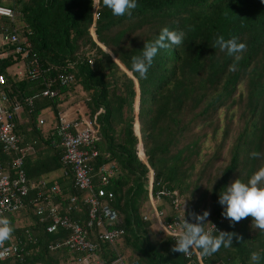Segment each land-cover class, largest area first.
Returning <instances> with one entry per match:
<instances>
[{"label": "trees", "instance_id": "trees-1", "mask_svg": "<svg viewBox=\"0 0 264 264\" xmlns=\"http://www.w3.org/2000/svg\"><path fill=\"white\" fill-rule=\"evenodd\" d=\"M94 3L96 8L92 0H0V6L16 12L14 21L0 18V35L16 29L31 44L28 59L11 53L0 59V91L9 97L8 105L25 106L24 117L15 124L27 178L62 170L61 149L52 143L54 138L44 139L39 126L45 110L52 109L56 116L68 110V120L78 129L93 132L100 153L92 165L116 167L108 190L115 195L113 208L121 218L119 228L125 231L121 245L125 260L191 264L182 253L171 250L175 243L169 236L157 239L152 234L142 212L152 197L166 202L165 221L183 214L195 222L189 213L202 215L207 210L205 229L216 224L221 231L235 233L229 247L221 245L210 256L200 255L197 264H252L251 252H257L258 264H264V230L252 227L250 216L230 222L221 215L218 203V192L226 185L235 179L247 181L264 167V0H137L131 14L123 16H113L102 0ZM165 27L183 32L182 41L159 49L141 77L131 70V57L140 55L144 43ZM221 36L225 40L236 36L245 49L229 56L226 49L214 46ZM12 50L13 46L2 45L0 56ZM21 62L24 71L35 70L38 64L41 75L13 76L9 69ZM67 77L73 81L64 86L61 79ZM47 89L55 97H45ZM30 101L32 106H26ZM234 109L238 111L230 115ZM222 111L228 120L222 141L202 162L206 140L199 133L215 138ZM232 125L236 133L229 162L217 166ZM6 160L9 157L0 146V164ZM58 185L64 190L61 198L82 195L73 177H62ZM186 192H191V203L185 210L181 199ZM34 194L30 192L24 209L26 215L31 211L32 224L14 230L15 215L8 216L12 232L24 241L29 234L38 238V246L25 248L26 264H60L67 251L59 244L68 234L46 232L38 207L30 204ZM170 198L177 200L180 213ZM60 204L64 215L81 218L66 211L67 202L61 199ZM51 245L56 250H50ZM112 250L107 261L116 257Z\"/></svg>", "mask_w": 264, "mask_h": 264}, {"label": "built area", "instance_id": "built-area-1", "mask_svg": "<svg viewBox=\"0 0 264 264\" xmlns=\"http://www.w3.org/2000/svg\"><path fill=\"white\" fill-rule=\"evenodd\" d=\"M0 18L14 21L16 12L11 8L0 6ZM0 38L2 45L13 46L12 52L1 54L0 59L8 58L10 53L28 59L31 44L27 38L20 37L16 29L6 30ZM35 70L28 68L24 72L19 71L18 76L37 78L42 72L38 64ZM1 75L2 70L0 69V85ZM72 81V77L61 79L64 86ZM44 96L53 98L55 94L47 89ZM9 103L7 94L0 91V146L2 153L9 157V160L0 164V218L14 216L26 209V199L30 192H36L38 197L32 198L30 204L38 207L37 213L44 221L43 223L47 224L45 230L48 234L59 231L68 234V238L59 245L63 246L73 257L72 264H139L136 261L128 262L119 253L118 248L123 242L125 231L119 228L121 218L113 208L115 195L108 190L110 178L115 173L116 167L113 164H106L96 169L92 165V162L99 157V151L94 144L93 132L89 128L78 129V125L71 120L58 124L52 130L51 136L54 138L52 143L62 151L60 157L62 177H73L75 187L83 195L79 198L65 194V198H61L64 190L58 184H51L44 179L29 180L27 178L25 160L20 155V138L15 124L17 119L24 117L25 106L15 102L8 105ZM26 106L31 107L32 102H28ZM43 124L45 121L40 120V125ZM61 199L67 202L65 209L68 213H84V220L64 215L60 204ZM170 199L174 210L180 213L177 200ZM151 200H153L152 197ZM164 216L163 211L156 212V217L159 219ZM183 218L184 215L179 214L170 221L162 222L164 234L169 236L174 243L175 238L182 231ZM144 219L148 220V217L144 216ZM9 227L11 228L9 236L0 244V261H9L10 264H26L23 258L25 248L29 245L38 246V238L29 234L26 236L27 241H24L12 232L10 221ZM205 230L213 235L217 234V230L221 231L216 224L208 226ZM102 246H109L111 250L113 248L116 257L111 261L103 258ZM50 250L54 251L56 247L51 245ZM183 256L191 264H197L200 261L197 249L190 250L187 255L183 254Z\"/></svg>", "mask_w": 264, "mask_h": 264}, {"label": "clouds", "instance_id": "clouds-1", "mask_svg": "<svg viewBox=\"0 0 264 264\" xmlns=\"http://www.w3.org/2000/svg\"><path fill=\"white\" fill-rule=\"evenodd\" d=\"M102 3L111 10L113 16L131 14V11L137 7V0H102ZM92 6L96 8L94 0H92ZM183 35V32L170 30L168 27L162 28L154 40L144 43L140 55L131 57V70L144 77L157 51L179 45ZM214 46H218L222 51L226 49L229 56L238 55L245 49V44L238 42L236 36L227 40L222 36L217 37ZM252 155L256 156L257 153ZM218 203L222 206L221 215L230 222H238L250 216L252 227L264 230V167L254 171L247 181L235 179L226 185L223 191L218 192ZM208 215L207 210L202 215L189 213L195 222H189L184 216L182 231L175 238V244L171 250L187 255L190 250L199 249L201 256H210L221 245L225 248L229 247L233 243L235 233L217 230V234L213 235L206 231L203 225ZM10 232L8 219L0 218V240L6 239ZM249 258L252 264H258L260 260L257 252H251Z\"/></svg>", "mask_w": 264, "mask_h": 264}, {"label": "rangeland", "instance_id": "rangeland-1", "mask_svg": "<svg viewBox=\"0 0 264 264\" xmlns=\"http://www.w3.org/2000/svg\"><path fill=\"white\" fill-rule=\"evenodd\" d=\"M0 42H1V38H0ZM20 61H22V59H20L19 62ZM20 64H23V63L21 62ZM19 69H21L20 66H14V68L12 69V75L13 76H15V75L17 76V74L19 72ZM21 72H24V69H22ZM2 82H3V78H2ZM237 111H238V109L231 110L230 111V115H232V113H235ZM68 113H69L68 110H66V111L62 112L60 114V116H56L55 113L52 111V109L51 110L50 109L45 110L43 112V115L48 118V123L46 124V126L44 128L45 129H52L53 128L52 123L53 122L56 123L58 120L67 121L68 117H69V115H67ZM225 116H226L225 115V111H222L221 112V116H220V118H221V130L218 132V134H217V136H215V138H210V135L205 133V132L199 133L206 140V142L203 143L202 148H201V156H200V158H201L202 162H205L207 157L212 155L216 151L219 143L222 141L223 132H224L226 126H227L226 123H228V120H227V118ZM236 120H237V118H236ZM235 133H236V127H235V125H232L231 137L228 140V144H227L226 150H224V152H223V158H222V160L219 162V164L217 166H225L229 162L228 150H229V147L231 146L232 140L235 137ZM198 168H199V166H197V169ZM213 174L214 173H212V175ZM196 178H197V176L192 177V179H196ZM190 181L191 180H189L188 183ZM190 199H191V192H186L183 195L182 199H181L182 205L184 206L183 208H185V210H186L187 204L189 202L191 203ZM207 203H208V201H207ZM145 208H146V210L143 213V216L148 217V219H149L148 222L151 223V228L153 229L151 231L152 234L154 232H156L157 239L164 238L163 236H165V234H164L163 230L161 229L162 227H160V225L155 222V219H156V212L158 210H162L163 211V210H167L168 209V206H167L166 202H164V201L158 202V201H155V200H152V201H149V202L146 201ZM20 213L23 214V218H20L21 220L27 218V217H25L26 211L21 210ZM207 223H208V221H207ZM159 233H160V235H159Z\"/></svg>", "mask_w": 264, "mask_h": 264}, {"label": "crops", "instance_id": "crops-1", "mask_svg": "<svg viewBox=\"0 0 264 264\" xmlns=\"http://www.w3.org/2000/svg\"><path fill=\"white\" fill-rule=\"evenodd\" d=\"M2 45V41L0 42V46ZM23 63V62H22ZM20 64V63H19ZM16 64L15 66H20L21 67V69H19V71H22V69L25 67L24 66V63L23 64ZM14 68V66L11 68V69H9V72L12 74V69ZM54 112V111H53ZM57 114V113H56ZM67 115H69V118H71V114H67ZM40 120H44L45 121V124H43V125H40L39 127H40V129H41V131H42V133H43V136H44V139L45 140H48V138H52V136H51V134H52V130L56 127V126H58V124L59 123H62V122H64L63 120L61 121V120H58L57 121V123H55V122H53L52 123V125H53V128L52 129H45L44 127L46 126V124L48 123V118L46 117V116H44L43 114L41 115V117H40ZM37 156L38 155H36V158H37ZM42 156H39L38 158H41ZM62 170H57V171H54V172H51V173H49V174H47V175H45V176H42L41 178H39V177H35V179H44V180H47V181H49L51 184H58V181H60L61 180V178H62ZM68 196V195H67ZM82 196L83 195H81V197H79V198H82ZM35 197H38L37 196V193L35 192V194H34V196H33V198H35ZM150 201H152L151 199H150ZM55 202V201H54ZM27 209V208H26ZM145 210H146V208H145V205L143 206V208H142V212L144 213L145 212ZM29 213H27V215L25 214V217H27L26 219H20V218H23V214L22 213H17L15 216H14V223H13V225H14V230H18V229H20V228H23V227H27V226H30L31 224H32V215H31V211L28 209L27 210ZM160 211H162V210H160ZM163 212H164V214H165V212H166V210H163ZM79 215H81V219L83 218V220H84V213H78ZM34 218V217H33ZM158 220V221H157ZM145 221H148V220H145ZM163 221H165V219L164 218H162V219H159L158 217H156V219H155V222L156 223H158L159 225H160V227H162V222ZM162 229V228H161ZM153 229L151 228V231H152ZM15 235L16 236H18L16 233H15ZM94 234H92V236H93ZM153 235L155 236V238H157V236H156V232H154L153 233ZM159 235H160V233H159ZM123 243V242H122ZM122 243L119 245V252L121 253V255H122V247L123 246H121L122 245ZM103 248H102V250H101V252H102V257L103 258H105L106 260H107V257H109V256H111V254H110V252H111V249H110V247L109 246H102ZM128 252H126V255H125V257H128ZM199 254V253H198ZM199 256H200V254H199ZM72 262H73V257L68 253V252H63L62 253V259H61V262H60V264H72Z\"/></svg>", "mask_w": 264, "mask_h": 264}, {"label": "bare ground", "instance_id": "bare-ground-1", "mask_svg": "<svg viewBox=\"0 0 264 264\" xmlns=\"http://www.w3.org/2000/svg\"><path fill=\"white\" fill-rule=\"evenodd\" d=\"M18 22V21H17ZM10 29V28H9ZM37 63V62H36ZM34 65H35V62H34ZM17 76H18V74H17ZM73 77V76H72ZM71 87V86H70ZM69 89V88H68ZM46 97V96H45ZM63 101V100H62ZM52 108V107H51ZM51 110V109H50ZM76 113V112H75ZM55 115H56V113H55ZM74 122V121H73ZM77 122V121H76ZM57 123V122H56ZM20 137V136H19ZM22 139V138H21ZM97 147V146H96ZM100 153V152H99ZM4 159V158H3ZM103 165V164H102ZM118 173V172H117ZM114 178V177H113ZM66 180V179H65ZM111 183V182H110ZM113 188V187H112ZM175 214H176V212H175ZM147 215V214H146ZM79 219V218H78ZM163 234V233H162Z\"/></svg>", "mask_w": 264, "mask_h": 264}]
</instances>
